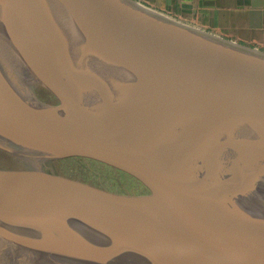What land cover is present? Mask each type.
<instances>
[{"label":"water","instance_id":"1","mask_svg":"<svg viewBox=\"0 0 264 264\" xmlns=\"http://www.w3.org/2000/svg\"><path fill=\"white\" fill-rule=\"evenodd\" d=\"M0 153V264H264L260 50L134 0H0Z\"/></svg>","mask_w":264,"mask_h":264},{"label":"crops","instance_id":"2","mask_svg":"<svg viewBox=\"0 0 264 264\" xmlns=\"http://www.w3.org/2000/svg\"><path fill=\"white\" fill-rule=\"evenodd\" d=\"M216 37L264 52V0H134Z\"/></svg>","mask_w":264,"mask_h":264},{"label":"rangeland","instance_id":"3","mask_svg":"<svg viewBox=\"0 0 264 264\" xmlns=\"http://www.w3.org/2000/svg\"><path fill=\"white\" fill-rule=\"evenodd\" d=\"M11 165L12 162L0 153V167ZM52 169L58 174L81 180L104 190L121 194L142 193V189L133 180L93 162L82 160L60 161L54 163Z\"/></svg>","mask_w":264,"mask_h":264}]
</instances>
